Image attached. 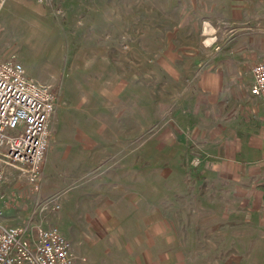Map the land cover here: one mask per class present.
<instances>
[{"label":"rangeland","instance_id":"1","mask_svg":"<svg viewBox=\"0 0 264 264\" xmlns=\"http://www.w3.org/2000/svg\"><path fill=\"white\" fill-rule=\"evenodd\" d=\"M223 55L231 59L226 69L240 78L264 60V0H0V59L20 61L25 75L55 97L37 188L22 167L9 166L0 182L1 220L56 226L76 264H149L135 244L133 207L126 218L131 241H122V232L112 240L107 235L95 257L83 242L97 236L88 228L95 203L116 208L124 194L132 204L159 199L168 215L159 232L168 219L173 233L154 247L169 250L159 264H264V182L232 193L209 171L211 161L191 147L194 156L185 162L189 146H173L188 137L171 125L196 109L191 91L201 68ZM236 57L244 58L239 69ZM94 119L98 131L89 129ZM77 137L111 143L97 145V162H79ZM94 164L103 168L93 171ZM106 224L125 229L116 218ZM126 246L132 256H125Z\"/></svg>","mask_w":264,"mask_h":264},{"label":"crops","instance_id":"2","mask_svg":"<svg viewBox=\"0 0 264 264\" xmlns=\"http://www.w3.org/2000/svg\"><path fill=\"white\" fill-rule=\"evenodd\" d=\"M243 60L244 58L239 57L233 60L235 69H239L237 65H244ZM251 60H253V57L250 59L246 57L247 62ZM214 62L215 65H212V63L204 64L205 66L201 68L197 76L196 88L194 87L191 91L197 96L196 109L183 111V116L186 119L180 122L181 127L180 124L177 128H175V124L171 125L174 130L180 129V131L188 133V137L184 135L187 140L181 135V140H175L173 146L180 147L179 143H182L183 146H189V149L184 152L185 162L186 160L191 161V157L194 156L189 155L192 152L191 147H193L195 156H199L201 161L209 160L213 163V167L209 171L216 174V179L226 181L227 183H225L228 187H231L232 193L235 191L238 194L239 185L250 188L255 183L264 182V107L260 98L249 91L253 80L252 76L248 78L247 75L240 78L239 74L236 75L237 70H227L226 64L231 63L229 56H220ZM198 64L201 65L202 62ZM207 64H209V67H207ZM98 124L99 122L94 119L89 124V129L93 131L100 130L101 125ZM173 134L175 137V133ZM74 141L80 147V152H77V161H87L89 163H95L99 160V157L95 155L97 145L107 147L111 143L109 139L104 140L97 137L91 139L77 137L76 140L73 138ZM138 150V157L136 155L137 148H135V155L138 162L142 163L143 150L141 141ZM177 160L176 157L173 158V161ZM102 168L101 164L96 166L94 164L93 171ZM105 171L104 169L103 172ZM139 173H142V171L140 170ZM155 174L157 173L155 172ZM155 174L154 176L158 177ZM106 176L110 177L109 179H115L110 173H106ZM110 182L111 186L114 182ZM135 188L137 189V186ZM157 193L156 191L155 194ZM123 201L125 202L119 203V207L116 208L110 206L109 202L104 203L101 201L95 203V214L91 217L92 225H88V228L93 235L97 236L90 238L88 234L83 242L84 246L88 245L87 255L95 257L92 255L95 246L103 242V238H107V235L110 240L115 236L113 233H117V235L123 234L124 237L121 239L126 243L132 240L127 239L125 235L131 233L129 230L127 231L126 218L127 210L133 207L136 210L134 218L137 219L134 223L136 227L134 235L140 237V239L135 240V244L142 249V251L140 250L141 252L148 253L149 264H159V258H163L164 255L169 256V250H164L160 253L154 248L155 245L157 246L159 241L162 240V235L166 243L169 240L172 241L171 238H173V233H170L171 230H169L171 228L169 227L168 219L165 231L163 232V229H161L159 232L160 227L158 224L165 221V218L168 217V215L164 216L159 210L163 209V207L160 208L159 206L164 205L162 203L164 201L159 203V199H157L154 202L146 203L147 205L140 202H133L132 204L125 194ZM111 204L114 205L113 203ZM108 218H116L118 220V228L122 226L125 229L122 231L109 230L106 224V219ZM85 226V231L87 232V225L85 224ZM92 226L94 229H92ZM85 231L83 232L82 230L83 235L86 233ZM120 232L122 233L120 234ZM127 247L125 256H132L128 252ZM170 256L173 258L174 253H171ZM140 264L144 263L140 262Z\"/></svg>","mask_w":264,"mask_h":264},{"label":"built area","instance_id":"3","mask_svg":"<svg viewBox=\"0 0 264 264\" xmlns=\"http://www.w3.org/2000/svg\"><path fill=\"white\" fill-rule=\"evenodd\" d=\"M251 73L249 91L264 107V60L254 62ZM54 101L51 88L28 78L20 61L0 59V182L9 166L19 165L37 188ZM1 206L2 200L0 214ZM76 263L70 242L56 226L9 225L0 218V264Z\"/></svg>","mask_w":264,"mask_h":264}]
</instances>
